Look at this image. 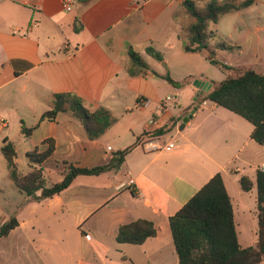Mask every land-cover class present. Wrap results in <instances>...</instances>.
I'll return each instance as SVG.
<instances>
[{
	"label": "crops",
	"instance_id": "1",
	"mask_svg": "<svg viewBox=\"0 0 264 264\" xmlns=\"http://www.w3.org/2000/svg\"><path fill=\"white\" fill-rule=\"evenodd\" d=\"M76 1L68 12L63 0H0V121L6 122L0 130V229L14 217L19 222L0 238V264H180L170 218L218 173L232 198L237 231L248 235L253 211L247 194L257 189L243 191L240 180L247 176L256 182L264 145L252 138L250 122L212 101L195 109L182 128L200 93L196 79L214 86L227 78L215 81L216 55L208 59L209 45L206 52L185 50L193 23L187 0ZM192 1L203 9L209 0ZM253 6L263 14L264 0ZM263 30L258 25L257 32ZM129 48L143 58L147 71L130 74ZM149 48L164 60L150 55ZM242 53L235 52V65L244 63ZM166 75L180 83L196 79L177 88ZM62 93L78 95L92 111L108 110L116 123L92 141L69 113L42 121ZM176 95L177 103L165 102ZM172 123V132L144 139L117 168L80 176L42 201L16 187L2 153L8 140L20 172L27 175L32 170L27 153L46 151L53 140L55 152L42 164L52 186L63 181L69 165L109 164L143 134ZM23 124L33 129L31 135L23 133ZM141 219L154 222L158 235L142 245L119 244V228ZM257 241L258 231L252 246Z\"/></svg>",
	"mask_w": 264,
	"mask_h": 264
},
{
	"label": "trees",
	"instance_id": "2",
	"mask_svg": "<svg viewBox=\"0 0 264 264\" xmlns=\"http://www.w3.org/2000/svg\"><path fill=\"white\" fill-rule=\"evenodd\" d=\"M256 1L209 0L205 8L200 9L194 1L187 0L185 6L193 18V23L188 30L185 50L194 53L206 52L210 38V24H218L222 17L246 10ZM128 53L131 59L129 71L132 76L149 69L133 48H129ZM148 53L159 61L164 60L162 54L153 48H149ZM212 63L222 70L228 69L226 64L216 59ZM163 78L177 88L191 82L190 80L176 82L170 75ZM205 101H212L246 119L254 126L252 138L258 144L264 145V73L249 69L237 77L228 75L224 81L214 83L210 92L199 96L191 110L199 108ZM60 113H69L78 119L92 141L99 139L116 123V118L108 110L99 108L92 111L78 95L73 93L56 94L52 109L44 114L42 121H55ZM175 125L172 123L154 134H143L133 146L119 152L109 164L90 168L69 165L63 181L52 186H48L42 164L55 152L53 140L47 141L50 147L46 151L40 152L39 148H36L27 153V158L32 164V170L27 175L20 172L16 162L15 146L8 140H5L2 153L8 161L10 176L16 187L32 200L42 201L61 194L80 176H99L117 168V163H123L126 156L144 139L168 134L173 131ZM22 131L29 136L33 129H28L23 124ZM240 184L245 192L252 191L254 187L257 189L256 246L244 248L240 244L232 198L222 174L218 173L170 218V228L180 264H264V172H258L256 182L243 176ZM38 192L41 194L37 195ZM18 225L17 218H12L1 227L0 238L7 237ZM157 235L158 229L155 223L141 219L122 225L118 231L117 242L142 245ZM124 261L127 262V259L124 258Z\"/></svg>",
	"mask_w": 264,
	"mask_h": 264
},
{
	"label": "rangeland",
	"instance_id": "3",
	"mask_svg": "<svg viewBox=\"0 0 264 264\" xmlns=\"http://www.w3.org/2000/svg\"><path fill=\"white\" fill-rule=\"evenodd\" d=\"M201 5L204 6L205 4ZM222 18L220 23H211L209 26L210 38L208 39V45L210 53L208 59L216 55L218 61L228 66L227 71L222 70L217 65H214L216 68L211 67L217 73L215 81L219 82L224 77H228V75L237 77L249 69L264 73V30L257 32L258 25L264 27V12L261 15L258 12L257 6H251V8L242 13L228 14ZM239 27H243L244 29L249 27L251 31L250 33L240 35L237 31ZM230 33L233 34V38L229 36ZM222 45L226 47L223 48L221 47ZM238 49L243 50L242 55H240L241 58H244L242 65H235L236 59L234 55ZM193 79L195 80L196 76L188 78L190 81ZM13 130L14 135L19 134L18 127L13 128ZM3 184L4 189L9 191L7 179L4 180ZM256 194V190L253 193L247 194L248 202L253 211L252 217H248L247 227H245V230H248V235L242 232V229L238 230L240 243L243 247L252 246L258 231Z\"/></svg>",
	"mask_w": 264,
	"mask_h": 264
},
{
	"label": "built area",
	"instance_id": "4",
	"mask_svg": "<svg viewBox=\"0 0 264 264\" xmlns=\"http://www.w3.org/2000/svg\"><path fill=\"white\" fill-rule=\"evenodd\" d=\"M63 3H64V8L66 11L68 12H71L74 10V8L76 7L77 5V1L76 0H63ZM180 99V95H176V96H168L166 99H165V102L166 103H177L178 100ZM6 122L4 121H0V130L2 128V126L5 124ZM6 126V125H4ZM174 145L171 144L169 146H166V148L168 149H171ZM261 171H264V165L260 168ZM130 185L134 184V180H130ZM86 238L88 240L91 239V236L90 235H86Z\"/></svg>",
	"mask_w": 264,
	"mask_h": 264
},
{
	"label": "water",
	"instance_id": "5",
	"mask_svg": "<svg viewBox=\"0 0 264 264\" xmlns=\"http://www.w3.org/2000/svg\"><path fill=\"white\" fill-rule=\"evenodd\" d=\"M194 85L200 90V93L198 94L197 98L201 95H203L204 93H208L211 91V89L213 88V84L212 83H209V82H204V81H201V80H196L194 82ZM196 98V100H197ZM196 112V110H192L191 114L186 117L184 119V123H183V126L182 128L184 129L185 125L189 122V120L192 118L193 114Z\"/></svg>",
	"mask_w": 264,
	"mask_h": 264
}]
</instances>
